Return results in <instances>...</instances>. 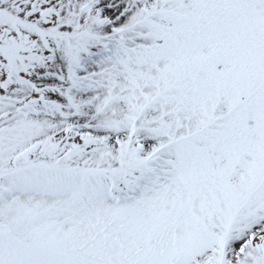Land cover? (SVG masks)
Wrapping results in <instances>:
<instances>
[{
  "label": "snow or ice",
  "instance_id": "1",
  "mask_svg": "<svg viewBox=\"0 0 264 264\" xmlns=\"http://www.w3.org/2000/svg\"><path fill=\"white\" fill-rule=\"evenodd\" d=\"M0 264H264V0H0Z\"/></svg>",
  "mask_w": 264,
  "mask_h": 264
}]
</instances>
